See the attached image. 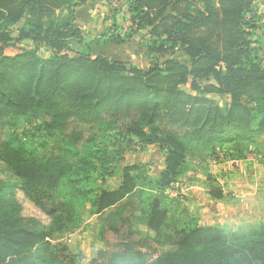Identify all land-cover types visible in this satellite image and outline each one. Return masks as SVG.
Segmentation results:
<instances>
[{
  "label": "trees",
  "instance_id": "obj_1",
  "mask_svg": "<svg viewBox=\"0 0 264 264\" xmlns=\"http://www.w3.org/2000/svg\"><path fill=\"white\" fill-rule=\"evenodd\" d=\"M86 1L0 0V114L32 125L20 137L0 132V163L10 177L0 178V264H82L64 244L52 243V234L76 228L81 209L92 216L120 212L137 189L149 194L122 218L126 234L89 264H264V220L236 231L203 227L169 195L188 160L215 145L225 146L229 162L252 148L264 153V65L253 47L264 13L254 0H123L130 28L146 31L147 58L176 51L186 59L141 69L92 54V43L120 47L129 39L105 31L85 42L76 9ZM24 41L31 48L5 55ZM214 96L226 99L223 108ZM84 126H107L156 147L163 170L147 178L126 165L117 189L92 187L88 176L102 170L80 152L91 140L67 134ZM17 195L48 216L50 227L23 217ZM209 195L219 199L221 191L209 188ZM132 222L152 240H132ZM152 243L170 251L151 260L143 249Z\"/></svg>",
  "mask_w": 264,
  "mask_h": 264
},
{
  "label": "rangeland",
  "instance_id": "obj_2",
  "mask_svg": "<svg viewBox=\"0 0 264 264\" xmlns=\"http://www.w3.org/2000/svg\"><path fill=\"white\" fill-rule=\"evenodd\" d=\"M98 7L94 9L93 13H96V17H101L105 14L103 6L105 5L108 10V18L104 19V25L106 27L97 29L98 26L93 27L92 25L88 29L91 34L85 36V42H89L90 39L94 40L98 37L99 32L108 34H119L124 35V39H129V43L126 46L116 47L113 45L96 46L94 43L91 45L92 54L95 56H103L110 59L123 61L127 67L135 66L141 69H146L151 62L162 61V59H174L176 61L185 63L186 59L176 51H170L163 57L155 59H149L145 56V48L143 46L146 38V31L139 33L135 32L133 28H130L127 21L126 9L123 0H114L113 2H106L105 0H95L94 2ZM94 4V5H95ZM254 4L260 14L264 13V3L262 0H254ZM95 5V6H96ZM93 10V7H92ZM111 20H114L113 22ZM79 25H82L79 22ZM114 23V24H113ZM22 27V24H18L12 29V37L16 38L17 30ZM31 43L28 41L22 42L16 47L9 48L5 51L6 56H13L17 53L18 48H31ZM71 48L76 51L80 50L74 41H70ZM253 47L258 51V56L264 65V29H260L255 32L253 38ZM41 55L46 58L49 53L42 51ZM215 102L224 107L226 99L224 97H212ZM14 123V124H13ZM13 125L15 127H13ZM29 122H16L10 115L0 114V132L4 136L17 135L22 136L29 134L32 129ZM71 132H81L84 139L91 140L88 144L80 148V152L87 153L91 157V161L97 164V169L102 170L88 176L91 186H99L106 190L117 189L121 184V170L124 166L129 165L135 168V174L141 177L153 178L155 174L161 172L164 168L162 154L154 146L143 148L140 141L133 137H125L116 131H111L107 126H101L99 129L89 128L84 126L83 128L71 127L67 134ZM64 133V132H63ZM65 139V137H61ZM36 145L38 142L36 141ZM89 147V148H88ZM223 145H215L207 154L202 155L200 158L188 160L184 167L183 176L180 178L178 184L174 186V189L169 192L171 197H178L180 206L184 207L192 216L195 215L193 206L183 195L178 193L177 185H189L191 183L197 184L203 182L209 188H217L221 191L223 184L218 175L215 172V168L221 165L222 162H229L224 160L221 148ZM216 152V153H215ZM212 154V158L209 156ZM244 159L237 161L241 164L244 172L248 171L253 165H259L261 169H264V153L260 149L252 148L248 150L244 156ZM101 161L105 163L103 167H100ZM231 162V161H230ZM235 163V162H234ZM220 172V171H218ZM261 179L253 181V187L261 195L264 194V175L260 176ZM0 178L2 180H9L10 177L5 174L3 165L0 163ZM85 186L86 183H84ZM250 190V189H249ZM222 193V192H221ZM148 189H137L133 195V203L127 205L126 208L120 212H114V210L106 211L102 216H92L87 209H81L79 212V223L76 228L65 232V233H53L51 237L52 243L64 244L73 255L82 263L89 264L93 260L99 251H109L113 243L120 240V236L126 234L129 224L124 223L130 212L136 207V198L141 195H148ZM19 203L21 204V214L26 218H34L38 220L41 225L45 228L50 227V218L44 213L40 212L38 208L34 207L31 203L21 196H16ZM121 215H119V214ZM124 217V222L122 218ZM263 221V220H262ZM256 222V221H255ZM261 222V221H259ZM237 223L234 226H224L236 231L238 229H244L247 225H254L259 223ZM122 227V225H124ZM131 228L138 232V236H132L131 239L137 241L138 239H149L152 240L154 234L149 232L145 227L136 225L132 222ZM151 260H155L167 254L170 249L167 247H161L156 244H150V249L147 251L143 249Z\"/></svg>",
  "mask_w": 264,
  "mask_h": 264
},
{
  "label": "crops",
  "instance_id": "obj_3",
  "mask_svg": "<svg viewBox=\"0 0 264 264\" xmlns=\"http://www.w3.org/2000/svg\"><path fill=\"white\" fill-rule=\"evenodd\" d=\"M94 2L95 0L86 1L76 9L77 25L83 37L91 34L88 30H83L84 28L88 29L91 25L98 26L97 29L106 27L104 19L108 18V10L104 5L103 9L107 12L97 18L93 11L98 4ZM79 22L82 25H79ZM100 34L102 33L99 32ZM251 165L253 166L246 172L237 162H222L221 165L214 167L215 172L211 171V173L218 175L220 179L217 181L223 184L219 199L210 197L209 190L207 192L208 185L203 182L177 185L178 193L185 196L193 206L200 226L230 227L242 221L256 223L264 220V194L261 195L253 187V181L260 180V176L264 175V169H261L257 163V166Z\"/></svg>",
  "mask_w": 264,
  "mask_h": 264
}]
</instances>
